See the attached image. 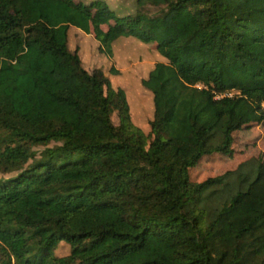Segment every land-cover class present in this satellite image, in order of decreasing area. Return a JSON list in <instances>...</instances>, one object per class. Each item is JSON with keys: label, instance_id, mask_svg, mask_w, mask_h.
<instances>
[{"label": "trees", "instance_id": "16d2710c", "mask_svg": "<svg viewBox=\"0 0 264 264\" xmlns=\"http://www.w3.org/2000/svg\"><path fill=\"white\" fill-rule=\"evenodd\" d=\"M134 4L0 0V172L17 171L0 181V264H264V160L189 175L264 127V0ZM78 33L106 56L119 37L155 43L147 134Z\"/></svg>", "mask_w": 264, "mask_h": 264}, {"label": "rangeland", "instance_id": "374dc122", "mask_svg": "<svg viewBox=\"0 0 264 264\" xmlns=\"http://www.w3.org/2000/svg\"><path fill=\"white\" fill-rule=\"evenodd\" d=\"M89 1V0H84ZM118 14H125L136 9L134 0H105ZM143 11L156 14L158 8L147 5ZM106 26H103L105 28ZM77 29L75 27H71ZM97 41L93 35H71L70 47L79 45L84 66L91 70L100 67L109 78L114 88L125 91L129 103L131 119L146 134L149 132V121L153 115L152 94L146 90L141 80L145 78L153 65L163 59L157 52L155 43L141 42L135 38L119 37L111 44L110 55L106 56L97 50ZM113 67L115 73H110ZM114 124L118 123L117 114H112ZM233 152L229 155L212 154L201 158L198 164L190 169L192 182H201L208 177L221 175L227 170L235 169L238 164L255 156L264 160V127L261 123H251L237 128L234 133ZM56 145L55 142L51 143ZM39 150L40 147H34ZM17 171L0 172V181L15 175ZM69 250L62 244L55 250L57 255H65Z\"/></svg>", "mask_w": 264, "mask_h": 264}, {"label": "built area", "instance_id": "2783aa9c", "mask_svg": "<svg viewBox=\"0 0 264 264\" xmlns=\"http://www.w3.org/2000/svg\"><path fill=\"white\" fill-rule=\"evenodd\" d=\"M198 86H199V85H198ZM233 95H234V92H232V91H227V92H225V93L215 95V98H220V97H223V96L231 97V96H233ZM263 106H264V104H263Z\"/></svg>", "mask_w": 264, "mask_h": 264}, {"label": "crops", "instance_id": "0c3cea01", "mask_svg": "<svg viewBox=\"0 0 264 264\" xmlns=\"http://www.w3.org/2000/svg\"><path fill=\"white\" fill-rule=\"evenodd\" d=\"M81 34H82V33H80V34L78 33L79 37H80ZM83 34H85V33H83ZM86 35H89V34H86ZM79 53H80V49H79ZM80 54H81V53H80Z\"/></svg>", "mask_w": 264, "mask_h": 264}]
</instances>
